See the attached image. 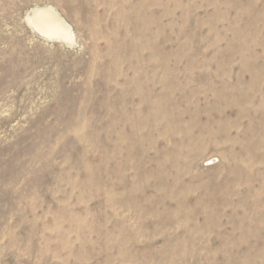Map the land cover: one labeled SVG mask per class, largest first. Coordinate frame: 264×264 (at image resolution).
Returning a JSON list of instances; mask_svg holds the SVG:
<instances>
[{"label":"rangeland","instance_id":"374dc122","mask_svg":"<svg viewBox=\"0 0 264 264\" xmlns=\"http://www.w3.org/2000/svg\"><path fill=\"white\" fill-rule=\"evenodd\" d=\"M0 264H264V0H0Z\"/></svg>","mask_w":264,"mask_h":264}]
</instances>
